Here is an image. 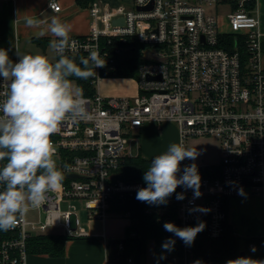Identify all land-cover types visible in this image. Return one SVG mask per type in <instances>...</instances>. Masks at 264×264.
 Masks as SVG:
<instances>
[{
  "label": "built area",
  "instance_id": "1",
  "mask_svg": "<svg viewBox=\"0 0 264 264\" xmlns=\"http://www.w3.org/2000/svg\"><path fill=\"white\" fill-rule=\"evenodd\" d=\"M246 1L237 0L238 8L227 16L230 31L221 30L219 17L208 10L223 0H134V9L93 3L89 34L70 37L78 45L66 53L87 58L97 50L105 62L104 67H92L96 94L74 95L85 101L89 118L66 119L51 135L53 159L64 178L59 188L46 194L41 207H30L36 217L27 213L18 218L14 229L0 231V264H27L29 240L41 235L88 236L78 204L89 222H105L118 214L132 224L130 212L119 214L112 208L117 199L132 197L143 188L141 182L121 178L119 169L134 156L131 146L149 123L158 127L176 123L180 144L186 149L191 138L218 139L221 160L219 165L198 166L199 198L194 199L192 189L178 186L177 194L183 193L184 199L176 196L166 205L147 204L146 214L181 228L204 222L208 237L219 238L228 225L230 198L264 200V32L259 14L247 9ZM151 4L149 11L137 10ZM51 5L54 11L61 10L58 2ZM119 18H124V25L113 24ZM227 35L235 39V46ZM140 46L152 48L149 58L137 52ZM131 48L142 60L136 78L138 94L102 95L98 88L104 74L130 55ZM17 61L18 56L13 62ZM3 94L0 88V99ZM187 165L191 163L185 158L180 175ZM240 188L246 195L238 194ZM197 206L210 211H189ZM55 227L61 232L53 233ZM170 237L180 241L181 248L161 264H190L193 244L186 246L172 233ZM124 249L123 240L118 241V254ZM258 250L255 243L248 245L251 254ZM108 264L137 263L129 256Z\"/></svg>",
  "mask_w": 264,
  "mask_h": 264
},
{
  "label": "clouds",
  "instance_id": "2",
  "mask_svg": "<svg viewBox=\"0 0 264 264\" xmlns=\"http://www.w3.org/2000/svg\"><path fill=\"white\" fill-rule=\"evenodd\" d=\"M28 23L31 26L33 21ZM49 31L57 38L52 43L59 57L55 63L44 55L21 54L18 50V61L13 62L8 51L0 48V77L3 78L0 88L4 89L0 99V231L14 229L18 218L22 219L30 207H41L46 194L60 187L64 177L53 159L55 149L50 137L66 119L89 118L85 101L73 95L69 77L88 79L96 74L92 67L105 66L97 50L80 59L83 68L75 58L66 55L78 42L70 38V26L59 17L51 18ZM45 34L41 31L38 36ZM198 155L196 150L186 149L180 143L171 144L151 160L143 176L147 187L138 189L136 199L149 205H166L178 186L192 189L194 199L199 198L202 193L198 166L195 163L184 166L183 174H179L181 162L185 158L195 160ZM238 194L246 195L243 188ZM177 199H184V194H177ZM189 211L210 210L197 206ZM205 226L199 222L194 227L181 228L165 222L163 228L191 246ZM174 245L175 240L169 238L162 248L172 251ZM226 264H264V260L242 256Z\"/></svg>",
  "mask_w": 264,
  "mask_h": 264
},
{
  "label": "crops",
  "instance_id": "3",
  "mask_svg": "<svg viewBox=\"0 0 264 264\" xmlns=\"http://www.w3.org/2000/svg\"><path fill=\"white\" fill-rule=\"evenodd\" d=\"M52 2H58L61 10L54 11L50 7ZM95 2L112 8L124 6L130 9L134 6V0H95ZM255 3L251 11L259 14L264 32V0H255ZM90 8L80 4L79 0H0V48L6 49L12 60L17 57L16 50L21 53L28 46L36 45L45 53L50 49L54 50L52 43L57 38L49 31L53 16L59 17L62 22L70 26V37L87 36L91 27ZM29 20L33 21L31 26L28 23ZM41 31L46 34L38 36ZM38 40H43V45H40ZM262 64L264 66V56ZM105 84L108 85L105 86ZM98 91L104 96H135L138 94L139 87L135 78L108 77L102 79ZM156 128L153 123L141 128L136 139L138 146L135 154L140 153L145 159H153L157 156L153 155L147 146L139 144L140 139H147L149 133ZM142 150H145L146 155L142 154ZM157 154L160 153L157 152ZM226 209L228 225L238 237L264 240V200L260 196L230 198L226 203ZM113 215L118 216V214ZM111 216L112 214L105 222H89L86 216L84 228L89 233L88 236L68 238L64 245V255L61 257H54L48 253H30L27 264H108L112 262L110 256L117 252L118 241L126 237L130 220L124 216H121L124 218ZM169 238L171 237L150 239L149 242L155 241L156 244L154 255L148 261L145 251L137 264H161L168 255L177 252L176 241L172 251L162 248L163 243ZM243 248H247V244H244Z\"/></svg>",
  "mask_w": 264,
  "mask_h": 264
},
{
  "label": "trees",
  "instance_id": "4",
  "mask_svg": "<svg viewBox=\"0 0 264 264\" xmlns=\"http://www.w3.org/2000/svg\"><path fill=\"white\" fill-rule=\"evenodd\" d=\"M95 0H79V3L85 7L90 8ZM223 2L230 3L233 10L238 8L237 0H223ZM255 0H247L246 7L248 10H253L255 7ZM226 39L230 45L235 46V39L231 35H227ZM40 45H43V40H38ZM118 43H114V46ZM132 45L128 43V46ZM113 48V47H111ZM231 48V47H230ZM124 59H120L117 66L110 73H105V77L115 78H137L138 68L142 60L138 58L136 51H133ZM75 58V62L80 65V56H69ZM59 57H57L58 59ZM56 62V61H55ZM54 62V63H55ZM83 68V65H80ZM118 67V68H117ZM69 81L76 82L82 90V94L86 96H93L96 94V89L92 84V76L88 79H78L75 76L69 77ZM152 159H145L140 153L129 157L125 164L119 169L121 178L131 182H141L143 187H147L143 180L145 171L148 170ZM177 196V189L169 199ZM147 203L140 202L136 199V194L132 197L124 199H117L112 211L119 214L130 212L132 224L126 229V237L123 239L124 251L122 254L115 252L110 257L113 262L119 259L133 256L136 263L140 257L145 253L147 241L149 239L170 237V232H167L163 225L169 222L166 219H159L156 215L146 214ZM173 212H171L172 214ZM170 214V215H171ZM196 226V225H195ZM230 225H226L225 233L219 238H210L206 232V226L203 231L197 234L193 243L194 255L190 264L195 261H201V264H226L230 259L242 257L241 253L245 252L243 257H252L264 259V240L262 238L241 239ZM68 238L63 235H44L32 238L28 243V253H48L54 257H61L65 252V242ZM255 243L258 247V252L254 255L248 251V245ZM116 246V242L113 243ZM247 244V248L243 245ZM177 251H180V241L177 242Z\"/></svg>",
  "mask_w": 264,
  "mask_h": 264
},
{
  "label": "rangeland",
  "instance_id": "5",
  "mask_svg": "<svg viewBox=\"0 0 264 264\" xmlns=\"http://www.w3.org/2000/svg\"><path fill=\"white\" fill-rule=\"evenodd\" d=\"M130 9H134V6L131 7ZM210 12L214 13L219 17L220 20V25H221V30L223 31H230V26L228 25L227 22V16L231 13L232 11V6L230 3H221L218 6H213L208 9ZM137 52L141 53V56L144 59H147L150 57L152 48L150 46H140L138 47ZM21 54H40L48 57V59L51 62H55L57 60V54L55 50L50 49L46 53L43 52L42 49H39L36 45L33 46H28L27 48H24L21 51ZM108 84H105V86ZM70 87L73 92V95H81L82 90L78 86L76 82L70 81ZM168 123V122H167ZM166 124V123H165ZM162 125V127L156 126V130L153 132H150L149 135L147 136V139H140L139 144L142 146H147L149 150L153 153V155H160L163 152H165L168 147L173 144V143H179V129L176 123L174 122H169L168 125ZM132 138H130V141ZM137 146L138 142L135 140L132 144V153L135 154L137 151ZM187 149H192L196 150L199 155L196 157L195 160H190V163H195L197 166L201 165H219L221 156H220V143L218 139L212 138V137H196V138H191L187 142ZM160 153V154H157ZM142 154L146 155L145 150H142ZM79 208L81 209V221L82 225H86V212L82 210V207L80 204H78ZM67 207V204L64 203L62 205V208L65 210ZM37 212L36 210H29L28 211V217L29 218H34L36 217ZM110 217V216H109ZM112 218H124L121 216H114L112 214ZM51 231L53 233H60L61 228L60 227H55L52 228ZM150 240V239H149ZM147 241L146 245V253L145 255L148 257V261L152 258L155 252V241L149 242ZM149 243V247H148Z\"/></svg>",
  "mask_w": 264,
  "mask_h": 264
},
{
  "label": "water",
  "instance_id": "6",
  "mask_svg": "<svg viewBox=\"0 0 264 264\" xmlns=\"http://www.w3.org/2000/svg\"><path fill=\"white\" fill-rule=\"evenodd\" d=\"M153 8V5H149V6H146V7H137V10L139 11H149ZM125 21H124V18H119V19H115L113 21V24L114 25H124ZM118 68V67H117ZM69 176H72V177H77L76 175L72 174V175H69ZM242 256L245 255V252H242L241 253Z\"/></svg>",
  "mask_w": 264,
  "mask_h": 264
}]
</instances>
